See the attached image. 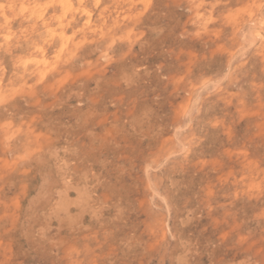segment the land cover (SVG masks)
<instances>
[{
	"label": "rangeland",
	"instance_id": "rangeland-1",
	"mask_svg": "<svg viewBox=\"0 0 264 264\" xmlns=\"http://www.w3.org/2000/svg\"><path fill=\"white\" fill-rule=\"evenodd\" d=\"M0 264H264V0H0Z\"/></svg>",
	"mask_w": 264,
	"mask_h": 264
}]
</instances>
